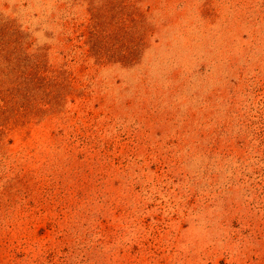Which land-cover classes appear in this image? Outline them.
I'll use <instances>...</instances> for the list:
<instances>
[{"label": "rangeland", "instance_id": "1", "mask_svg": "<svg viewBox=\"0 0 264 264\" xmlns=\"http://www.w3.org/2000/svg\"><path fill=\"white\" fill-rule=\"evenodd\" d=\"M0 32V264H264V0H0Z\"/></svg>", "mask_w": 264, "mask_h": 264}, {"label": "trees", "instance_id": "2", "mask_svg": "<svg viewBox=\"0 0 264 264\" xmlns=\"http://www.w3.org/2000/svg\"><path fill=\"white\" fill-rule=\"evenodd\" d=\"M4 41H5V38H4L3 34H1V32H0V43L4 42ZM6 46H0V51H5V47ZM4 60H5V62L7 64L3 65V68H0V71L2 73V75L0 74V76L3 78V77H8V76H5V75L12 74L17 80L20 79L18 77L19 74L16 72L18 70V68H19V66H17L18 63L17 62H13L12 60H9V58H7V57H5ZM14 68H16V69H14Z\"/></svg>", "mask_w": 264, "mask_h": 264}]
</instances>
